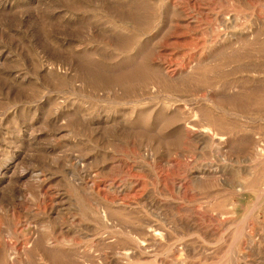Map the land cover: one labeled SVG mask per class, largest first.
Listing matches in <instances>:
<instances>
[{"label": "rangeland", "instance_id": "374dc122", "mask_svg": "<svg viewBox=\"0 0 264 264\" xmlns=\"http://www.w3.org/2000/svg\"><path fill=\"white\" fill-rule=\"evenodd\" d=\"M260 143L264 0H0V264H117L120 225L145 230L150 256L128 264H264ZM215 169L256 185L193 183Z\"/></svg>", "mask_w": 264, "mask_h": 264}, {"label": "bare ground", "instance_id": "6f19581e", "mask_svg": "<svg viewBox=\"0 0 264 264\" xmlns=\"http://www.w3.org/2000/svg\"><path fill=\"white\" fill-rule=\"evenodd\" d=\"M209 100H210V98H209ZM211 101H213V100H211ZM215 102H216V100L214 99V101L212 102V104L215 105ZM217 102H218V100H217ZM219 102H220V100H219ZM215 107H217V105H215ZM228 108H229V106H228ZM196 115H194V116H196ZM194 121L192 119L191 120L190 119H185L184 124L182 125V128L184 130V133H185L187 139L189 140V142L191 144H193V146L195 148H197V149L198 148L199 149L201 148L202 150H207L208 153H209V155H212L213 157H216L217 159H220L221 156H225V153H227L226 152L227 144H229L226 141V139L220 133L215 132V131L212 134H209L210 131H211L210 128H208L206 126L205 127L198 126L196 124V120H194ZM253 143H254V141H253ZM255 143H257V142L255 141ZM251 145H252V143H251ZM197 154H198V152H197ZM259 156H261V157L264 156V145L261 146V143L260 144H254L253 147H252L251 153L249 154V157H252V158H258ZM192 180H193V183L196 184V185H202V184H205L206 181H212V182H215L217 184H220V185L225 186L226 189H228V190L231 191V193L239 194V195L245 193L248 187H252V186H255L256 185V184H252V183L251 184H249V183L248 184H244V182H240V181H236V182H232L231 181L230 182V181H228L225 178L224 173H222L221 171H218L216 169L214 171H208V172H206V171L193 172L192 173ZM127 182L128 183H125L124 182V184L121 187L115 188L114 190L117 191L119 194H121V193H127L132 188L133 184H135V182L133 183V181H129L128 180ZM93 192L94 193L96 192V188L92 186V187H90V194L95 195V194H93ZM114 201H116V200H114ZM117 201H119V200H117ZM132 206H133V204H131L130 201H126V202L125 201H121L120 203L116 204V208H118L117 210H119V209H128V210H130L132 208ZM100 207H101V210L100 211L98 210L97 212H99V214L101 215L102 219L106 222V226L108 228L109 227H112V225L115 226L116 225L115 224L116 222H114L115 220L114 221H110L111 216H108V213H110V212L112 213L111 209H110V212L108 211V209H109L108 207L109 206L108 207L107 206H104V207L100 206ZM122 211H126V210H122ZM217 211H218V214L221 215V216H225L226 214H229V213L232 212V211H226V210H222V209L217 210ZM108 217H110V219ZM125 229L123 228L122 225H120V229L119 230L122 231V233H123L122 235H125L126 238H129V239H127V241L125 240V243H126L125 245L126 246L122 249V251L119 252L121 254L120 255L121 258L120 257H117V258H120V260L118 261V263L120 262L119 264H121V263L122 264H128L131 260H134L135 258H137V259L138 258H141L143 255H146L147 257H149L150 256V255H148L149 252L148 251L145 252V249H146L145 248V230H144L143 235L142 234H139V236H134V235H132V232L131 231H129V230L126 231ZM157 230H158L157 228H154L153 231L150 233L151 234L150 237H149L150 246L151 245H157V244H159V240H160L159 237L160 236L158 234H161V233H158L160 231H157ZM237 234H239L240 237L242 235L245 236V229H244V227ZM240 237H239V239H240ZM62 240H66V239H62ZM248 241H249L248 242L249 248H251L252 246H256V244H255L256 242H254L252 239L249 238ZM46 242H49V241H46ZM258 245H257V247H259ZM40 248H43V247H40ZM40 248H39V250H41ZM180 248H182V247H180ZM45 250H46V248H45ZM13 254H14V256H12ZM16 254H17V252L15 251V249H12L11 252L9 253V257L11 259H13V258H15ZM68 254H67V256H68ZM64 257H66V256H64ZM69 257H70V255H69ZM230 261L233 264H239V259L238 258L232 257L230 259ZM76 262H79V261L76 260ZM115 262H116V260H115ZM71 264H72V262H71ZM82 264H84V263H82Z\"/></svg>", "mask_w": 264, "mask_h": 264}]
</instances>
